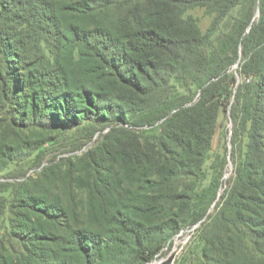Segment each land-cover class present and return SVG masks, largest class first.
Masks as SVG:
<instances>
[{
	"label": "trees",
	"instance_id": "16d2710c",
	"mask_svg": "<svg viewBox=\"0 0 264 264\" xmlns=\"http://www.w3.org/2000/svg\"><path fill=\"white\" fill-rule=\"evenodd\" d=\"M221 111L232 154L245 144L208 213ZM79 129L77 150L100 132L83 156L0 189V264H147L199 222V264H264V0H0V173L49 142L38 131Z\"/></svg>",
	"mask_w": 264,
	"mask_h": 264
},
{
	"label": "rangeland",
	"instance_id": "374dc122",
	"mask_svg": "<svg viewBox=\"0 0 264 264\" xmlns=\"http://www.w3.org/2000/svg\"><path fill=\"white\" fill-rule=\"evenodd\" d=\"M247 5L241 7L235 14L238 17H244L246 13ZM258 13H256V18ZM195 17L199 20V26L202 31H204L209 22L210 18L206 16L203 11H198L195 13ZM231 22L228 26L222 27L223 33H227L230 30ZM218 45V44H217ZM222 49V48H220ZM241 49V48H240ZM239 49V50H240ZM242 58V54L239 53V60L230 66L229 72L237 74L238 80L240 81V69L238 65ZM236 90V89H235ZM235 92V91H234ZM232 124L227 116V112H220L219 118L217 120V129L215 137L211 142L210 152L205 160L203 166V184L206 189H213L216 186V197L210 207L208 208V213L213 212L215 204L217 203L220 194L226 188V181L232 176L236 162H238L241 155V147L245 144V141L241 140V143H237L235 147V153L232 154V145L230 144V130ZM105 133V130L103 131ZM102 132V133H103ZM88 132L84 129L76 130L70 134L63 135L57 133L56 131H38L34 137L40 142H47L43 145L37 153L28 159H24L18 163L13 164L7 171L0 173V186L7 184V188L3 187L0 189H8L3 195L10 200L11 197V186L13 179L20 180L24 175L33 174L34 176H39L41 170L53 162H58L61 159H66L68 157L80 158L83 154L88 151L91 147H94L99 141L100 132H96L92 140L84 145L80 149L74 148V142L78 140H83L85 134ZM243 134V133H242ZM53 141V142H51ZM77 159H73L74 168L78 165L76 164ZM62 163V160H61ZM65 165L61 166V170L64 171L69 168V163L65 162ZM76 170V169H75ZM39 174V175H38ZM9 175V178H6ZM6 178V179H5ZM74 209L76 215L75 224L72 228H80L87 226L84 224L86 220L85 206H86V195L83 192L74 191L73 192ZM62 204L69 206V200L67 197L62 198ZM13 210L11 214H7V219L12 221ZM8 225V223H7ZM64 227L72 229L68 225V221H60L61 231ZM200 228V222L183 229L178 235H176L172 240V243L166 244V246L160 251V253L147 264H162L164 261L170 259V264H199L203 259L201 258V252L203 249V240L197 234ZM66 235V232H65Z\"/></svg>",
	"mask_w": 264,
	"mask_h": 264
}]
</instances>
